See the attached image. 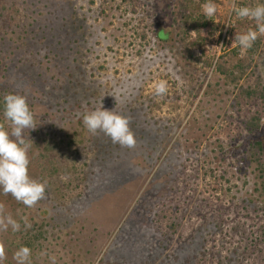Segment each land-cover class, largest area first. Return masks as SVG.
Returning <instances> with one entry per match:
<instances>
[{"label":"rangeland","instance_id":"1","mask_svg":"<svg viewBox=\"0 0 264 264\" xmlns=\"http://www.w3.org/2000/svg\"><path fill=\"white\" fill-rule=\"evenodd\" d=\"M179 2L0 0V96L26 97L37 123L29 175L46 184L31 208L0 189L3 213L21 223L0 230V264H16L21 246L31 264H264L252 127L264 120V35L240 79L216 70L230 29L253 24L232 5L262 0H212V18L194 0L210 27L186 38ZM101 101L129 118L133 148L87 131L83 116Z\"/></svg>","mask_w":264,"mask_h":264},{"label":"clouds","instance_id":"2","mask_svg":"<svg viewBox=\"0 0 264 264\" xmlns=\"http://www.w3.org/2000/svg\"><path fill=\"white\" fill-rule=\"evenodd\" d=\"M204 14L208 18L215 16L217 6L212 0L203 5ZM234 14L240 19H251L255 28L235 35L234 42L241 49H250L259 36L264 35V0L261 3L248 6L232 5ZM167 92V82L160 81L155 86V95L163 96ZM3 118L10 127L0 125V189L26 207H33L45 198L46 184L35 180L29 175V150L33 142L28 139V130L37 127L35 115L27 103L26 97L19 94H8L3 98ZM83 124L90 134L102 132L110 138L113 144L133 148L136 144L134 133L130 128L129 118L117 114L115 110L100 106L83 116ZM27 130V137L25 132ZM24 226L30 227L25 221ZM11 227L13 232L21 228V223L11 215L3 213L0 205V230ZM5 249L0 244V261L3 260ZM31 249L27 246L18 248L13 259L16 264H31ZM52 264L55 258L51 257Z\"/></svg>","mask_w":264,"mask_h":264},{"label":"trees","instance_id":"3","mask_svg":"<svg viewBox=\"0 0 264 264\" xmlns=\"http://www.w3.org/2000/svg\"><path fill=\"white\" fill-rule=\"evenodd\" d=\"M204 3H206V0H198L199 6H202ZM193 4H194V0H180L178 4L179 7H178L177 15L179 19V24L183 28L185 38L188 36L190 30H196L199 32L200 30L207 29L209 31V27H210L207 18L204 15H201L199 13L197 14V11L193 10L192 8ZM243 26H244L243 30H238L235 27H232L230 29L229 31L230 39L228 42V46L231 47L232 49L230 50L229 53H225L224 55L219 56L218 62L216 64V70L219 74L228 78L232 77L233 80L240 79L244 75V73L252 67L253 58L257 54L258 49L260 48L259 38L256 40V42L250 49H241L234 42L236 33L240 34L246 32L247 30L251 29V27L252 29H254L255 22L253 21V24H251L250 22L245 23ZM170 35L171 32H169L167 28L165 29V27H161L157 31V38L160 41L169 40ZM199 38L203 42V45H206L210 37L208 35L205 36L199 35ZM183 39L184 38H182V41ZM190 44L196 46L197 39H193L190 42ZM232 45H234V47H232ZM243 50L244 53H242ZM241 93H243L245 97H252V95L255 94V92L252 91L251 93L249 91H241ZM261 96L264 98V89ZM2 104H3V99L0 96V125H4V123L6 122L3 118ZM257 120L258 123L252 126L254 129L258 130L257 131L258 138L255 139L254 148L258 150L264 157V120L260 122L261 117L258 118ZM260 166L264 167V164L262 163V165ZM261 235L264 236V227L261 228Z\"/></svg>","mask_w":264,"mask_h":264}]
</instances>
